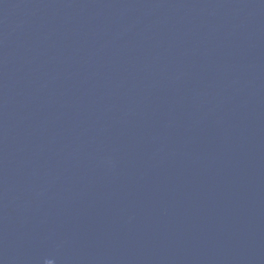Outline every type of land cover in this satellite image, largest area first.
I'll list each match as a JSON object with an SVG mask.
<instances>
[{
	"label": "water",
	"instance_id": "water-1",
	"mask_svg": "<svg viewBox=\"0 0 264 264\" xmlns=\"http://www.w3.org/2000/svg\"><path fill=\"white\" fill-rule=\"evenodd\" d=\"M0 264H264V0H0Z\"/></svg>",
	"mask_w": 264,
	"mask_h": 264
}]
</instances>
